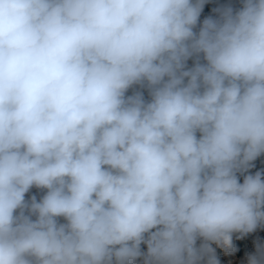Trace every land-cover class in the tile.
I'll return each instance as SVG.
<instances>
[{
    "label": "clouds",
    "instance_id": "obj_1",
    "mask_svg": "<svg viewBox=\"0 0 264 264\" xmlns=\"http://www.w3.org/2000/svg\"><path fill=\"white\" fill-rule=\"evenodd\" d=\"M205 4L0 0V264H219L264 225V0Z\"/></svg>",
    "mask_w": 264,
    "mask_h": 264
},
{
    "label": "built area",
    "instance_id": "obj_2",
    "mask_svg": "<svg viewBox=\"0 0 264 264\" xmlns=\"http://www.w3.org/2000/svg\"><path fill=\"white\" fill-rule=\"evenodd\" d=\"M225 0H216L214 5L205 4L201 14V21L207 16H214L215 8L224 5ZM191 63V61L189 62ZM255 167L250 171H264V156H261L254 162ZM242 179V178H241ZM252 233L241 235L234 233L232 238V249L226 251L224 247L212 243L211 246L215 250V255L219 260V264H247L248 256L255 252L257 244H262L260 238L264 237V225L258 226Z\"/></svg>",
    "mask_w": 264,
    "mask_h": 264
},
{
    "label": "rangeland",
    "instance_id": "obj_3",
    "mask_svg": "<svg viewBox=\"0 0 264 264\" xmlns=\"http://www.w3.org/2000/svg\"><path fill=\"white\" fill-rule=\"evenodd\" d=\"M207 1H210V0H207ZM227 4H231V5H233V6L238 7L239 4H240V0H225L224 5H227ZM145 95H146V93H145ZM33 193H35V194H37V195L40 194V193H39V190H37V189H33L32 192L29 193V196H30L31 194H33ZM257 228H260V227H257Z\"/></svg>",
    "mask_w": 264,
    "mask_h": 264
},
{
    "label": "crops",
    "instance_id": "obj_4",
    "mask_svg": "<svg viewBox=\"0 0 264 264\" xmlns=\"http://www.w3.org/2000/svg\"><path fill=\"white\" fill-rule=\"evenodd\" d=\"M215 3H216V0H210V1L206 0V4L214 5Z\"/></svg>",
    "mask_w": 264,
    "mask_h": 264
},
{
    "label": "trees",
    "instance_id": "obj_5",
    "mask_svg": "<svg viewBox=\"0 0 264 264\" xmlns=\"http://www.w3.org/2000/svg\"><path fill=\"white\" fill-rule=\"evenodd\" d=\"M260 241L264 244V237L260 238Z\"/></svg>",
    "mask_w": 264,
    "mask_h": 264
}]
</instances>
